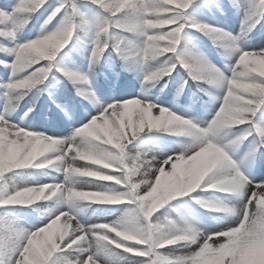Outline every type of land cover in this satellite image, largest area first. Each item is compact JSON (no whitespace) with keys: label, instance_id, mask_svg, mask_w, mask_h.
Wrapping results in <instances>:
<instances>
[{"label":"snow or ice","instance_id":"1","mask_svg":"<svg viewBox=\"0 0 264 264\" xmlns=\"http://www.w3.org/2000/svg\"><path fill=\"white\" fill-rule=\"evenodd\" d=\"M47 2L18 0L11 13L0 9V38L13 36L8 25H15L19 14L30 18ZM84 2L103 11L95 24L90 63L98 60L110 41H116L112 49L120 54L125 41L112 35L111 29L138 34L143 38L135 50L138 62L166 57L164 66L144 73L143 83L170 75L178 63L194 81L216 84L224 89V94L206 127L137 98L106 105L67 139L35 134L0 115V209L4 210L0 213V264H118L121 259H126L127 264H264V181H249L229 154L249 137L246 158L264 149V124L254 120L264 107V49L240 51L231 76L225 78L203 61L174 55L185 28L199 30L214 41L226 39L235 43L240 38L187 19L185 10L194 0ZM230 2L244 13L242 28L251 30L264 17V0L250 5L238 0ZM57 16L62 18L54 31L11 49L0 46V51L14 57L11 62L0 61L14 77L3 86L5 96L13 91L27 94L42 84L52 69L74 82L88 84L85 77L54 63L57 54L70 42L74 29L88 21L76 0H59L44 24ZM78 93L92 96L87 89L78 88ZM244 125L228 143L216 142L220 130ZM154 129L190 137L192 143L163 161L126 153V146L140 133ZM77 161L87 163L78 165ZM27 168L61 173L64 180L31 186L11 183L8 173ZM93 182H98L95 190L79 187ZM197 190L244 197L245 203L238 211L191 197L205 209L237 216L235 226L203 235L190 228L178 229L167 218L153 221L159 209ZM52 200L66 203L68 211L59 212L40 227L22 228L7 218L8 210L16 206ZM80 202L130 207L110 223L83 226L73 214ZM192 244L197 246L192 249ZM176 245L189 251L176 255L172 247Z\"/></svg>","mask_w":264,"mask_h":264},{"label":"rangeland","instance_id":"2","mask_svg":"<svg viewBox=\"0 0 264 264\" xmlns=\"http://www.w3.org/2000/svg\"><path fill=\"white\" fill-rule=\"evenodd\" d=\"M18 0H0V9L11 13L13 6ZM58 0H48V5L41 7L42 14L35 25L25 28L26 23L19 21H28L24 14H19L15 25H8L13 30V36L10 38H0V46L9 49L18 44L31 41L42 35H46L54 31L60 23L61 16L53 18L47 25L44 24L45 19L50 12L58 4ZM255 0H238V3L252 4ZM80 11L88 19V25L83 30V33L76 36L75 29L70 42L57 54L54 58V63L68 72L74 73L78 76H83L87 79L88 84L82 85L79 82H74L66 77L72 84L74 95L65 96L61 104H52L44 98V90L40 88L38 97L37 89L28 91V95L24 97V101L19 106H14L12 103V95L17 93L13 91L5 96L6 89L3 87L11 79H14L11 74V69L0 65V115H4L7 121L17 127L23 128L35 134L46 135L54 139H67L72 133L89 122L93 117L97 116L106 105L137 98L143 102L152 103L160 107L167 108L174 114L187 118L199 127H206L218 110L219 104L222 100L224 89L216 84H209L204 82L200 88L206 93V99L201 103L196 102L187 90L189 99L185 104H180L175 99L171 101H158L154 96L148 93V90L143 84V76L146 71L151 69L145 63L138 62L135 56V50L142 44L143 38L136 34L135 38L131 40L125 50V55L131 63H133L139 70L137 78L122 82L118 78L117 72L114 70V60L112 57L107 58L105 66L100 65L102 54L95 63H90V50L92 48V41L95 36V24L98 16V10L95 6L79 4ZM185 17L197 23H203L212 26L216 29L223 30L224 33L231 34L235 37L239 35V39L233 43L226 39H218L214 41L208 35H205L199 30L192 28H185L182 35L186 36L189 51L182 53L181 58L190 61H203L211 65L225 78L231 76V69L240 51L258 52L264 49V30L254 34V36L243 35L241 21L244 18V13L235 8L233 16L227 17L224 21H215L213 18L203 15L199 12L187 13ZM3 26V25H0ZM69 44H76L79 51L83 52L84 58L82 61L73 60L63 55L65 49ZM13 56L9 53L0 51V61L11 62ZM100 66V69L98 67ZM55 69L50 70L48 77H56ZM24 74H27L25 72ZM47 77V78H48ZM175 80L180 82L182 76L178 73ZM78 88L87 89L92 96L88 97L80 95ZM22 95V94H21ZM20 95V96H21ZM37 95L36 99H33ZM37 100V101H36ZM36 101V106H35ZM264 108V107H262ZM31 109V111H29ZM27 113V114H26ZM260 124H264L260 122ZM245 126H240L237 129L234 127L220 130L216 136V142L221 144L228 143L229 140L234 139ZM160 130H145L136 138L145 134H161ZM135 138V139H136ZM134 141V140H133ZM132 141V142H133ZM251 137L248 140L235 145L230 151V158L237 164L239 170L246 176V178L258 183L264 181V152L254 153L246 158V153L249 149ZM131 142V143H132ZM192 140L186 136H175L164 139H159L155 142L146 143L139 148H130L128 144L125 151L128 155H141L142 158L149 160L155 158L157 161H163L169 156L179 154L186 146L190 145ZM87 163L86 161H77V164ZM11 178V183L17 185L31 186L35 184L63 182L64 176L51 170H40L27 168L22 170H14L7 174ZM98 182L92 184H82L81 190H95ZM209 194L206 198L219 208H230L238 211L245 203L244 197L236 196L235 194H225L219 191H207ZM53 204L48 206L40 214H22L17 217L15 213H8V220L13 221L16 225L33 229L46 224L49 219L59 212L68 211L66 203H57L52 200ZM25 206H16L17 209H23ZM130 206L124 205L117 213H112L106 216H96L89 210L79 208L73 214L79 220L81 225L88 226L95 223H110L120 218ZM3 210L0 209V213ZM162 216L169 218L175 226H180L183 229H193L203 235H208L214 232L225 230L228 227L235 226L237 216L231 215L224 211H215L217 214L210 217L199 216L195 212V206L191 201H181L174 209H165V206L158 210ZM199 240L200 237L198 236ZM197 245L192 244L190 248L194 249ZM174 254L180 255L189 251V248H174ZM118 264H127V261L118 262Z\"/></svg>","mask_w":264,"mask_h":264},{"label":"trees","instance_id":"3","mask_svg":"<svg viewBox=\"0 0 264 264\" xmlns=\"http://www.w3.org/2000/svg\"><path fill=\"white\" fill-rule=\"evenodd\" d=\"M201 1L202 0H194V2L185 11L193 10L194 8L197 7L196 5L198 3H200ZM76 3L79 4V3H85V2H84V0H76ZM89 5H91V4H89ZM209 7L211 8L212 14L215 15V17L218 19H221L223 17V15H231L233 13V10H234V6L230 2V0H208L207 4H204L202 6V11L205 13L206 8H209ZM99 12H100V18H101L103 16V11L101 9H99ZM260 19L264 20V17H262V18L260 17ZM255 27H256V25L254 27H252L251 30H253V29L255 30ZM82 29H83V26L77 28V31L80 32ZM110 31H111L112 35H114V36L123 37L125 42L121 45L120 54H117V52L113 51V49H112V44L115 43L116 41H110L108 48L103 53L104 54H106V53L112 54L116 58L117 63H118L117 70L119 71L122 80L135 78L137 76L136 68L134 66H132L127 61V59L123 56L124 48L126 47L128 41L134 37V34L117 33L115 31V29H111ZM68 53H70L74 57H76V55H77V53L74 51V49H70L68 51ZM165 59H166V57H157V58H153V59L149 60L148 63L151 66H154L156 68H160V67L164 66V60ZM176 68H177V70H180L181 74L188 75L187 72L185 71V69H183V68L180 69L181 67L179 65H176ZM172 73L174 74L175 70H173ZM169 77H170V75L165 76L158 81L146 84V86L149 88L151 93L157 94L160 97H162V95H165L166 97H168L167 96L168 90L172 89V79H171L172 77L171 78H169ZM191 80H193V79L191 78ZM195 82H202V81H195ZM161 91H163V92H161ZM50 92L49 93L51 94V98L54 101H56V99L61 100L62 92H63L61 89L57 90L56 88H52L50 90ZM258 113L259 112H257L256 115H258ZM80 206L88 207V208L94 210L96 213H106V212H110L113 210L114 211L117 210L116 206H112V205H90V204H87L85 202H80ZM43 207H44L43 202H36L32 206L29 207V211L37 212V211L41 210ZM198 207H201V206L198 205ZM157 220L161 221L160 218H157L154 222H156ZM177 246H180V245H176V246H172V247H177Z\"/></svg>","mask_w":264,"mask_h":264},{"label":"bare ground","instance_id":"4","mask_svg":"<svg viewBox=\"0 0 264 264\" xmlns=\"http://www.w3.org/2000/svg\"><path fill=\"white\" fill-rule=\"evenodd\" d=\"M84 163V162H83Z\"/></svg>","mask_w":264,"mask_h":264}]
</instances>
